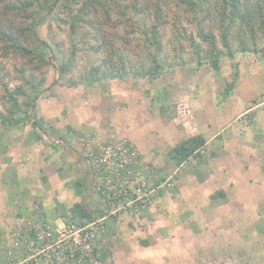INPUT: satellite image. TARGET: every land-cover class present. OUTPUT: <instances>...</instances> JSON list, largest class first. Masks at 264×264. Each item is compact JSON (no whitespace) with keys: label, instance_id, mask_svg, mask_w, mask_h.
<instances>
[{"label":"rangeland","instance_id":"rangeland-1","mask_svg":"<svg viewBox=\"0 0 264 264\" xmlns=\"http://www.w3.org/2000/svg\"><path fill=\"white\" fill-rule=\"evenodd\" d=\"M88 1L59 0L49 11L46 0H37L32 15L26 21L34 23L33 34L28 31L21 34L15 30V37H18L25 51H30L23 53L12 49L6 37L0 36V138H5L10 134L7 131L16 128L21 130L19 135L22 138H34V142H38L40 133L53 132L51 126L55 120L48 114L49 110L45 112L38 107L35 114L34 109L38 104L45 109L48 105H69V94L72 91L77 92L76 88L84 87L86 90L87 86H104L105 82L108 84L106 90L109 93L116 85L120 90L144 97L140 103L146 109L150 106V112L159 120L168 114L158 116L164 95L168 97L170 105L174 102L175 106L171 108L173 110L178 109L181 98L184 97V103L188 106L186 109L190 113L181 116L179 111L171 117L170 122L176 124L180 130L171 146L180 139L187 138L185 134L188 133L183 130L184 121L188 127H193V121L197 122L193 124L198 127L210 124L205 135L208 142L204 144L199 157L192 161L196 162L186 167L184 165L175 177L169 174L173 167L168 156L169 151L163 150L162 160L158 164L162 175L157 183L170 178L172 185L168 189L159 190L158 194H166L173 188L172 176L175 182L182 175L181 172H186L182 180L187 181V171L195 169L192 165L196 168L202 165V170L195 179L198 183L187 181V188L193 187L192 192H196L199 190L198 185L200 190L204 187L202 180L209 179L212 182L207 190L201 191L202 193L185 192L181 193L183 196L178 199L173 197V200L181 199V203L186 204L183 211L186 221L184 226L177 227L183 228L181 232H187L191 243V252L189 251L184 262L264 264V54L238 49L235 34L238 25L234 23L229 26L228 33L232 55L227 56V51L222 48L220 42L216 0H202L200 6H195L194 9H191L185 0H154L152 5L168 4L163 12L167 23H162L158 29L162 35L159 47L150 44V32L147 35L149 27L157 21L152 13L154 7L150 5V11H135L133 7L123 4V0H117L116 2L125 8V13L117 12L114 7L109 10L108 20L101 14L98 20H101L102 29L115 39L114 43L125 55L127 62L123 74L103 77L89 83L83 77L86 76L84 74L88 73L92 65L106 68L104 61L108 60V57L105 53L95 51L97 43L91 36L92 30H95L89 24L79 21L76 31L72 32L70 29L71 15L77 13ZM131 1L134 0H129ZM2 7L3 4H0V10ZM97 9L101 10L100 7ZM95 16L94 12H89L85 17ZM12 18L15 22H20L18 27L25 24L20 17ZM7 25V20H4V30ZM207 31L213 32L216 45L223 49L217 68L208 63L198 66L196 62L190 61L194 56L190 41L195 40L206 46L207 43L201 41L199 36L201 32ZM254 37L257 48L263 47L264 35L258 29L255 30ZM242 39L248 40L250 36L242 32ZM61 55L64 56V61L71 63V69L65 73L58 70L62 63ZM151 57L160 65V72L151 77L147 74L140 75L139 66L145 69L151 67ZM136 71L140 72L136 74ZM114 73H117V68ZM159 89L163 93H157ZM48 97L50 98L47 99ZM70 103V107L74 105L73 100ZM196 109L200 111L196 116L198 120L193 119L192 115ZM240 109L246 111L236 115ZM63 116L65 121H68L69 112ZM213 118H217V123ZM16 120L24 123L22 129L13 123ZM36 125L41 126V129H37ZM138 128L144 129L141 122L138 123ZM61 131L64 130L57 129V132L62 133ZM9 136L12 137L11 134ZM168 142L169 140L164 148L169 149ZM57 150L62 151L60 148ZM139 160L141 168L142 160ZM215 160L221 161L219 169ZM168 164L171 168L166 166ZM157 171H153V175H156ZM210 173L223 175L214 177ZM142 176L144 178L143 171ZM87 178L78 179L92 184L91 174H87ZM149 181L152 180L148 179L146 183ZM89 189L88 193L95 196L98 205L101 201L99 194ZM88 193L86 195H89ZM84 195L85 190L82 189L80 198L83 199ZM152 202L153 199L142 210ZM140 213L134 222L129 221L130 218L124 214L120 216L118 223L121 222V227L129 229L130 233L138 231L146 239L151 234L153 224L146 216H140ZM157 222L160 226V221ZM125 232L127 231L116 229L110 245L101 252L105 261H113L109 250H113L117 245V237H125ZM107 233L110 236L112 231ZM141 243L145 245L144 241ZM118 245L120 248L123 246L122 242ZM174 251H170L168 256L176 255Z\"/></svg>","mask_w":264,"mask_h":264},{"label":"crops","instance_id":"crops-1","mask_svg":"<svg viewBox=\"0 0 264 264\" xmlns=\"http://www.w3.org/2000/svg\"><path fill=\"white\" fill-rule=\"evenodd\" d=\"M103 84L104 86L97 85L98 87L87 86L86 90L84 87L76 88L77 92L72 91L69 94L71 98L69 105H54L53 107L48 105V108L45 109L44 106L38 104L34 109L35 114L38 107L41 110L44 109L45 112L49 110L48 114L52 115L55 120L54 125L51 126L53 132L44 131L40 133L38 142H34V138H22L19 135L21 130L16 128L7 131L12 137L9 134L5 138H0V264H10L8 261L9 251L13 255L18 254V251L13 248L10 232L18 223L28 218L42 220L56 228L62 225L66 218L78 221L80 216H75L71 211L73 210L72 206L76 203H82L87 210V216L82 217V220L88 221L87 217L94 220L102 216L100 214L104 213L102 200L97 205L95 196L88 193L89 188L93 190L92 184L80 181V179L87 178V174L90 175L87 155L89 145L93 141L99 140L100 142L111 138L128 139L142 160L143 180L145 182L148 179L152 180L147 183L149 185H156L160 180L162 173L160 174L161 167L158 164L162 160L163 150L169 151L172 147L171 144L176 140L177 132L180 131L176 124L170 122L171 117L177 115L179 111L181 116L190 113L186 109L188 106L184 103V97L181 98L178 109L173 110L171 108L175 106L174 102L170 105L168 97L164 95L162 97L163 105L159 107L158 116L168 114L159 120L150 112V106L146 109L140 103V101L143 102L144 97H137L132 95L130 91L120 90L116 85L114 90L107 93L108 84L105 82ZM159 92L163 93L161 89L157 91V93ZM72 100L74 105L70 107ZM67 111L69 112V119L65 121L63 115ZM245 111L246 109H240L236 115L243 114ZM199 112V109L192 112L193 119H197L196 116ZM213 120L217 123V118H213ZM139 122L144 126L143 130H139ZM19 123L21 124L17 123V125L22 129L24 123ZM170 123L172 124L169 125ZM191 123L193 127H188L184 121L183 130L188 133L185 134L186 137L201 135L207 144V136L205 135L210 124L198 127L193 124L197 123L196 121ZM36 126L37 129H41V126ZM57 129L64 131L60 133L57 132ZM167 140H169V149L168 147L164 148ZM181 140L183 139L179 141ZM58 148L62 151L59 152ZM202 150L203 147L197 153L195 152V157L194 155L190 156L178 166L170 159L173 167L169 174H173L175 177L184 165L186 167L188 164H194L196 161H192L199 157ZM214 162L218 163L217 168L221 166V161L215 160ZM166 166L171 168L169 164ZM192 166L195 169L191 168L188 171L185 169L187 171L186 178L187 181L197 184L198 181L195 179L201 174L202 165L197 166L198 168L195 165ZM211 168L214 169L215 166ZM155 170H158L157 174L153 175ZM185 173L181 172L182 175L175 182L172 176L173 188L169 189L166 194L161 192L156 195L153 202L141 211L140 216H146L153 224L148 238L145 239V236H142L138 231L130 233L129 229L121 227V222L118 223L117 220L115 223H108V227L113 229V233L106 238L107 247L116 234L117 228L121 231H127L123 233L126 234L125 237H117L120 240L116 241L117 245L113 250L108 249L113 260L112 264H185V259L191 252L189 249L191 243L187 232H181L183 228L177 227L184 226L186 221V215L183 212L186 204L181 203V199L176 200L183 196L181 193L192 192L193 187L187 188V181L182 180ZM211 175L216 177L223 174ZM211 183L209 179L202 180L204 186L202 190L205 191ZM198 186L200 187V185ZM199 187H197L199 190L192 193H202ZM82 189L85 190V195L86 193L89 194L84 195L83 199L80 198ZM173 197L176 199L173 200ZM168 215L170 216L168 217ZM134 220L130 218L129 221L134 222ZM129 221L128 223L132 224ZM157 221H160L161 227ZM141 241H144L146 246L142 245ZM119 242L123 244L121 248L118 245ZM175 243L178 245H173ZM170 251H174L176 255L169 257ZM40 264L45 263L40 262Z\"/></svg>","mask_w":264,"mask_h":264},{"label":"built area","instance_id":"built-area-1","mask_svg":"<svg viewBox=\"0 0 264 264\" xmlns=\"http://www.w3.org/2000/svg\"><path fill=\"white\" fill-rule=\"evenodd\" d=\"M87 162L93 190L104 205L103 215L83 222L66 218L56 228L32 218L18 223L10 232L13 248L18 251L17 255L8 252L10 264H112L101 254L107 248V232L113 233L108 223H115L124 214L137 220L159 190L172 185L170 178L156 185L143 180L139 153L128 139L93 141Z\"/></svg>","mask_w":264,"mask_h":264},{"label":"trees","instance_id":"trees-1","mask_svg":"<svg viewBox=\"0 0 264 264\" xmlns=\"http://www.w3.org/2000/svg\"><path fill=\"white\" fill-rule=\"evenodd\" d=\"M48 2V10L50 11L54 5H56L59 0H46ZM117 0H89L86 5L77 10V13L71 15V20L69 24L71 25V31H76V28L79 26L80 22L89 24L95 32L92 30L91 34L93 40L97 43L95 47L96 52L105 53L108 57V60L104 61L106 68L101 69L100 66L92 65L88 73L83 76L89 83L100 80L103 77L118 76L123 74V68L127 60L125 55L122 54L120 47L116 46L114 43L115 39L107 33V31L102 29L101 20H98L99 14L103 15L105 20L109 18V10L114 8L117 12L125 13V8L121 7ZM164 1V0H162ZM37 0H0V4H3L2 9L0 10V36L6 37L9 41V45L12 49L27 52L30 50L24 49L23 45L15 37V30L23 34L28 31L30 34H33V25L34 23H27L26 21L32 15L33 8L36 5ZM154 0H134L129 2V0H123V4L133 7L135 11L147 10L150 11L151 6ZM191 9H194L195 6H200L202 0H185ZM98 5V6H97ZM168 5V4H165ZM165 5L162 6L161 3L152 5L154 7L153 15L156 18V22L149 27L147 35H151L150 44H156L157 47L161 45V33L158 30L162 23H167L165 18H163V12ZM215 9L217 8L218 15V24L220 30V42L222 48L227 51V56H231V42L229 38V26L231 24L237 23L238 28L235 32L236 39L238 42V49L241 51H252V52H261L264 54V46L257 48L255 41V30L258 29L262 35H264V0H216ZM97 7H100L101 10L98 11ZM89 12H94L95 17L87 18L85 16L89 15ZM97 12V13H96ZM68 13H71L68 11ZM13 17H20L25 24L21 27H18L20 22H15ZM160 19V20H159ZM7 20V27L4 30L3 22ZM104 20V21H105ZM225 23H228L227 25ZM95 24V26H94ZM18 27V28H17ZM242 32H245L246 35L250 36V39H242ZM146 33V32H145ZM200 40L207 43L206 46L201 43L191 40V46L194 50V56L190 61L196 62L198 66L203 64H211L213 68L218 67V61L221 55L223 54V49L218 48L214 40V34L212 31L201 32L199 36ZM248 41V42H247ZM58 52L61 53V50L58 49ZM62 63L58 67V70L62 73L68 72L71 69V63L64 61V56L61 55ZM152 65L146 69L143 66H139L140 75L147 74L148 76H156L160 72V65L154 57H151ZM184 63V62H182ZM117 68V73L114 71ZM138 71L135 73L138 74ZM125 73V72H124ZM91 75V76H90ZM228 88L230 84H227ZM226 86V87H227ZM227 91L229 89H226ZM21 122L16 120L13 123L17 124ZM205 144V139L201 135H193L177 142L168 152L169 158L178 166L186 161L190 156L197 153ZM72 213L77 217L78 222H83L82 217L87 216V210L82 203H76L73 206ZM84 215V216H82ZM91 221L90 217H87Z\"/></svg>","mask_w":264,"mask_h":264}]
</instances>
